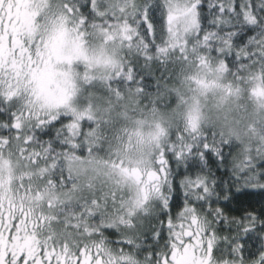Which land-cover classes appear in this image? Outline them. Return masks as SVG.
<instances>
[{
  "label": "snow or ice",
  "instance_id": "obj_1",
  "mask_svg": "<svg viewBox=\"0 0 264 264\" xmlns=\"http://www.w3.org/2000/svg\"><path fill=\"white\" fill-rule=\"evenodd\" d=\"M257 85L264 0H0V264H264Z\"/></svg>",
  "mask_w": 264,
  "mask_h": 264
},
{
  "label": "rangeland",
  "instance_id": "obj_2",
  "mask_svg": "<svg viewBox=\"0 0 264 264\" xmlns=\"http://www.w3.org/2000/svg\"><path fill=\"white\" fill-rule=\"evenodd\" d=\"M51 89V88H50ZM260 98H264V92L263 90H261L260 88L256 87L255 88V95H248L244 98L243 103H245L248 106L249 111H255L258 109V107L261 105V99ZM49 99L50 100H55V96L52 95V93H49ZM234 103V101H233ZM3 163V167L5 169V178H8L12 176V165L5 160ZM6 181V180H5Z\"/></svg>",
  "mask_w": 264,
  "mask_h": 264
},
{
  "label": "trees",
  "instance_id": "obj_3",
  "mask_svg": "<svg viewBox=\"0 0 264 264\" xmlns=\"http://www.w3.org/2000/svg\"><path fill=\"white\" fill-rule=\"evenodd\" d=\"M56 87H57V85H56L55 81H52V82L48 85V88H51V89H55ZM256 87L260 88V89L263 90V92H264V88L260 87L259 85H257ZM3 164H5V163H3ZM11 178H12V176L9 177V179H11ZM5 180H6V183H7V182H10V180H8V178H5Z\"/></svg>",
  "mask_w": 264,
  "mask_h": 264
}]
</instances>
